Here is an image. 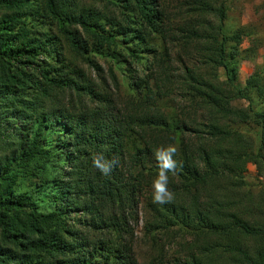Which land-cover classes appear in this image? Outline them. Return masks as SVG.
Instances as JSON below:
<instances>
[{
    "label": "trees",
    "instance_id": "obj_1",
    "mask_svg": "<svg viewBox=\"0 0 264 264\" xmlns=\"http://www.w3.org/2000/svg\"><path fill=\"white\" fill-rule=\"evenodd\" d=\"M227 1L0 0V264H264L262 42Z\"/></svg>",
    "mask_w": 264,
    "mask_h": 264
},
{
    "label": "rangeland",
    "instance_id": "obj_2",
    "mask_svg": "<svg viewBox=\"0 0 264 264\" xmlns=\"http://www.w3.org/2000/svg\"><path fill=\"white\" fill-rule=\"evenodd\" d=\"M227 3L229 4L227 22L234 26L247 24L254 25L262 42L256 58L253 61H242L240 64L237 80L239 83H243L245 78L252 73L256 66L264 65V0H228ZM247 45L248 40L244 39L241 46L246 47ZM242 103L243 102L241 101L234 102L235 105H240ZM247 127L248 126H245L244 128ZM245 180L249 186L254 187L255 190H257L260 185L264 183V171L262 173L258 172L255 165L249 163L247 165ZM144 220L145 217L143 216L142 211H140L139 223L136 226L138 237L142 236ZM146 250V247L141 245L139 253L143 256Z\"/></svg>",
    "mask_w": 264,
    "mask_h": 264
},
{
    "label": "clouds",
    "instance_id": "obj_3",
    "mask_svg": "<svg viewBox=\"0 0 264 264\" xmlns=\"http://www.w3.org/2000/svg\"><path fill=\"white\" fill-rule=\"evenodd\" d=\"M177 147L169 144L167 147L158 148L154 152V158L158 172L152 180V202L154 204H167L174 200V193L169 190V173H174L177 168V162L173 158L177 154ZM115 161H105L102 155L93 157V166L104 176L111 174Z\"/></svg>",
    "mask_w": 264,
    "mask_h": 264
}]
</instances>
